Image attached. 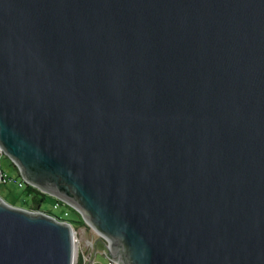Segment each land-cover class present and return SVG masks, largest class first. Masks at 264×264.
Wrapping results in <instances>:
<instances>
[{
  "label": "water",
  "instance_id": "obj_1",
  "mask_svg": "<svg viewBox=\"0 0 264 264\" xmlns=\"http://www.w3.org/2000/svg\"><path fill=\"white\" fill-rule=\"evenodd\" d=\"M0 147L122 264H264V0H0ZM74 227L0 196V264Z\"/></svg>",
  "mask_w": 264,
  "mask_h": 264
},
{
  "label": "rangeland",
  "instance_id": "obj_2",
  "mask_svg": "<svg viewBox=\"0 0 264 264\" xmlns=\"http://www.w3.org/2000/svg\"><path fill=\"white\" fill-rule=\"evenodd\" d=\"M1 153V152H0ZM0 164L1 167L9 177V181L6 183L0 184V196L7 201L8 203L23 207V199L26 198L28 202H32V199L30 196H25L22 192V187L18 185V183L15 181V179H21V175L19 172L18 166L15 164V162L12 160V158L2 151L0 155ZM71 208L69 209V214L65 216L62 208H55L53 206V199L49 198L47 200H44L41 202L40 208L43 210L51 211L54 214L61 215V217L65 219H71L74 222V226L76 229V240H77V249L80 250L83 249L86 252H89L88 250V240H96L98 239V235L94 231V227L89 225L85 222V224H81L77 221H80L82 219L81 212L69 205ZM26 208V207H23ZM102 244H99V250L96 255V261L97 264H106L107 263V257L104 253H102ZM81 258V257H80ZM79 260H75L74 264H78Z\"/></svg>",
  "mask_w": 264,
  "mask_h": 264
},
{
  "label": "built area",
  "instance_id": "obj_3",
  "mask_svg": "<svg viewBox=\"0 0 264 264\" xmlns=\"http://www.w3.org/2000/svg\"><path fill=\"white\" fill-rule=\"evenodd\" d=\"M2 151L3 150L0 147V152L2 153ZM1 153H0V155H1ZM0 174H1L0 184L6 183L7 181H9V177L6 173H4V171L1 167V164H0ZM15 181L18 183L19 186H24V184L26 182L23 177H22V179H17ZM52 197H53V206L55 208H62L65 216H67L69 214V209H70L67 206L69 204L66 201H64L58 197H54V196H52ZM57 216L62 218V219H65V218L61 217V215H57ZM94 231L98 235V239L88 240L89 252H86L83 249H81V250L79 248L77 249V240H76L77 233H76V229H74L75 248H76L75 260H78L79 257H82L85 264H97L96 255H97L98 250H99V243L98 242H100L102 244V248H101L102 253H104L105 256L107 257V263L106 264H122V263L118 262L117 260L110 257V254H111V241H110V239L106 235H104L103 233L97 231L95 228H94Z\"/></svg>",
  "mask_w": 264,
  "mask_h": 264
},
{
  "label": "trees",
  "instance_id": "obj_4",
  "mask_svg": "<svg viewBox=\"0 0 264 264\" xmlns=\"http://www.w3.org/2000/svg\"><path fill=\"white\" fill-rule=\"evenodd\" d=\"M21 175V174H20ZM22 179V177H21ZM17 180V179H15ZM22 187V192L25 196H30L32 199V202H28L26 198L23 199V207H26L27 209L30 210H36V209H41V202L44 200H47L49 198L53 197L43 191H41L39 188L25 182L24 186H20ZM69 208H71L69 205H67ZM73 222V221H72ZM81 224H85V222L83 221V219H81L80 221H77ZM100 244V242H98ZM79 263L78 264H82V257H79Z\"/></svg>",
  "mask_w": 264,
  "mask_h": 264
},
{
  "label": "crops",
  "instance_id": "obj_5",
  "mask_svg": "<svg viewBox=\"0 0 264 264\" xmlns=\"http://www.w3.org/2000/svg\"><path fill=\"white\" fill-rule=\"evenodd\" d=\"M82 264H85L83 258H82Z\"/></svg>",
  "mask_w": 264,
  "mask_h": 264
}]
</instances>
